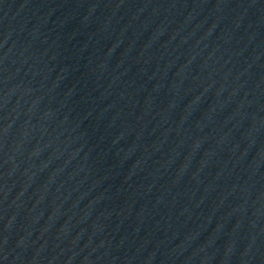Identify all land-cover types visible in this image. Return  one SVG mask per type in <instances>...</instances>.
I'll list each match as a JSON object with an SVG mask.
<instances>
[{
  "label": "water",
  "instance_id": "1",
  "mask_svg": "<svg viewBox=\"0 0 264 264\" xmlns=\"http://www.w3.org/2000/svg\"><path fill=\"white\" fill-rule=\"evenodd\" d=\"M0 264H264V0H0Z\"/></svg>",
  "mask_w": 264,
  "mask_h": 264
}]
</instances>
